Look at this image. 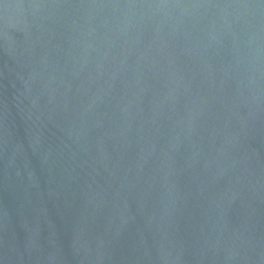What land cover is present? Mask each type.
<instances>
[{
  "label": "water",
  "instance_id": "1",
  "mask_svg": "<svg viewBox=\"0 0 264 264\" xmlns=\"http://www.w3.org/2000/svg\"><path fill=\"white\" fill-rule=\"evenodd\" d=\"M0 264H264V0H0Z\"/></svg>",
  "mask_w": 264,
  "mask_h": 264
}]
</instances>
